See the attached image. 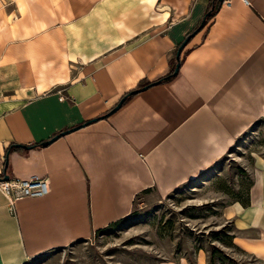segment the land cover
I'll list each match as a JSON object with an SVG mask.
<instances>
[{"label": "crops", "instance_id": "0c3cea01", "mask_svg": "<svg viewBox=\"0 0 264 264\" xmlns=\"http://www.w3.org/2000/svg\"><path fill=\"white\" fill-rule=\"evenodd\" d=\"M4 1L0 171L47 179L49 192L13 206L0 192V264L89 240L141 194L166 197L201 177L264 120V0H224L208 23L211 0ZM223 217L234 243L264 261V165L249 204Z\"/></svg>", "mask_w": 264, "mask_h": 264}, {"label": "rangeland", "instance_id": "374dc122", "mask_svg": "<svg viewBox=\"0 0 264 264\" xmlns=\"http://www.w3.org/2000/svg\"><path fill=\"white\" fill-rule=\"evenodd\" d=\"M9 5L5 0L4 7ZM261 165L264 120L195 181L166 197L141 194L126 218L97 231L89 240L26 264H208L213 248L227 257L216 256V264H264L232 245L228 235L235 237V224L223 217L229 205L249 204L254 171Z\"/></svg>", "mask_w": 264, "mask_h": 264}, {"label": "built area", "instance_id": "2783aa9c", "mask_svg": "<svg viewBox=\"0 0 264 264\" xmlns=\"http://www.w3.org/2000/svg\"><path fill=\"white\" fill-rule=\"evenodd\" d=\"M63 98L62 96L61 99ZM0 192L9 205L13 206L19 199L44 197L49 192V186L47 179L36 177L27 180L5 179V175L0 171Z\"/></svg>", "mask_w": 264, "mask_h": 264}, {"label": "water", "instance_id": "95a60500", "mask_svg": "<svg viewBox=\"0 0 264 264\" xmlns=\"http://www.w3.org/2000/svg\"><path fill=\"white\" fill-rule=\"evenodd\" d=\"M219 1L220 2H223L224 0H219ZM204 26H205V21L201 24V26L199 27V29L196 30L193 34H191V36H189L185 40V42L179 47V49L177 51V55H176V62L177 63H176V67H175L174 73L172 75L173 77H175V76H177L179 74V71H180V68H181V54H182L184 48L188 45V43L190 42V40L192 38H194L204 28ZM157 83H159V81L158 82H154V83H149V84H147V85H145V86H143V87H141V88H139L137 90H133V91L129 92L128 94L124 95L119 100V102L107 114H105V115H103V116H101L99 118H94L92 120H89V121L85 122L84 124H82V125H80L78 127L72 128V129L67 130V131H64V132H60L59 134H57L54 137H52L50 140H48L46 142H43L41 144V146L42 147H46V146L50 145L51 143H53L54 141H56L57 139L65 136V135H67V134H69L71 132H74V131H76V130H78L80 128H83V127L88 126V125H90L92 123H95V122H97L99 120H103V119L107 118L108 116H110L111 114H113L114 112H116L130 96L135 95V94H137L139 92H142V91L148 89L149 87H151V86H153V85H155ZM12 147H14V148L27 149L26 147L21 146V145H13ZM8 154H9V152L7 153V156H8ZM7 166H8V161L6 159L5 165H4V171H6ZM5 179H8V176H5Z\"/></svg>", "mask_w": 264, "mask_h": 264}, {"label": "trees", "instance_id": "16d2710c", "mask_svg": "<svg viewBox=\"0 0 264 264\" xmlns=\"http://www.w3.org/2000/svg\"><path fill=\"white\" fill-rule=\"evenodd\" d=\"M221 2L219 0H211V4L209 6V15H207L206 18V23H208L211 19H213L216 16V13L219 11L220 7H221ZM173 77L170 76V74L168 76H166L165 78H163L162 80H160L161 83H165V82H169L170 80H172ZM224 231H226L225 229L222 231H219L215 234H220V233H224ZM228 238H230L232 245L235 244L234 243V237H232L231 235H228ZM216 256H220L221 258L225 259L227 258L225 256V254L220 251L218 248H213V251L211 252L210 256H209V260H208V264H216Z\"/></svg>", "mask_w": 264, "mask_h": 264}, {"label": "bare ground", "instance_id": "6f19581e", "mask_svg": "<svg viewBox=\"0 0 264 264\" xmlns=\"http://www.w3.org/2000/svg\"><path fill=\"white\" fill-rule=\"evenodd\" d=\"M202 264H204V263H202Z\"/></svg>", "mask_w": 264, "mask_h": 264}]
</instances>
